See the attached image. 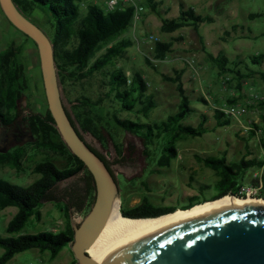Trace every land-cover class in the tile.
<instances>
[{
    "label": "rangeland",
    "instance_id": "374dc122",
    "mask_svg": "<svg viewBox=\"0 0 264 264\" xmlns=\"http://www.w3.org/2000/svg\"><path fill=\"white\" fill-rule=\"evenodd\" d=\"M106 0H89L85 7L76 5L83 16L88 5L102 6ZM160 16L150 11L144 3V12L139 21L115 38L100 44L89 64L120 41L130 44L121 54L111 59L102 69L83 79L65 80L60 84L61 95L67 111L73 118V108L81 111L97 127L101 142L89 133H82L84 140L96 149L109 163L119 191L120 209L132 208L143 200L155 207H172L184 210L188 204L211 201L221 186H217V175L199 158H224L226 164L238 163L264 157V149L258 140L261 132L254 125L262 124L264 106V81L256 72H264V0H154ZM183 7L192 8L195 14L212 17V22L197 27L186 26L174 32L161 31L162 19L176 18ZM252 16V17H251ZM256 16V17H253ZM29 20L47 36L54 30L45 10L36 9ZM0 10V50L5 39H14L13 46L22 45L26 62L29 86L18 102V119L21 121L29 112L44 114L47 103L39 67L38 53L29 39L14 38L16 29L9 26ZM24 41V42H23ZM157 43L170 44V51L163 60L155 58ZM76 44L72 37L66 44L71 50ZM4 51V50H3ZM33 51V55L32 52ZM259 64L252 63V57ZM212 58H225L227 63L218 64ZM147 60L150 62L148 63ZM121 70L125 74L126 86L137 74L144 83L142 102L150 100L151 108L144 113L142 105L136 104L132 111L121 108L110 90V75ZM252 75L245 78L248 74ZM254 73V74H253ZM180 74L185 94L190 100L192 112L181 124L196 127L203 122L206 133L200 137L181 135L171 138L166 135L156 139L153 127L166 122L167 117L177 113L179 96L176 84L167 80ZM243 76L244 78H241ZM88 98L93 111L80 106L81 98ZM234 109L233 114H226ZM219 111L230 119V124L216 126L214 113ZM113 116L119 120H130L137 124L150 125L152 136L147 140L117 129ZM74 120V118H73ZM77 125V124H76ZM20 138L10 140L0 150V155L11 157L18 151V166L0 165V180L18 186H27L39 175L33 167L45 160L58 168L67 166L66 159L50 150L36 146L25 127H20ZM2 132V131H0ZM7 132V131H6ZM173 153L169 154V149ZM260 169H246L237 183L249 185ZM77 174L58 184L59 189L70 188L80 183ZM264 198V194H261ZM201 204V203H200ZM198 205V204H195ZM58 203H43L39 219L31 218L18 233L36 234L67 229L71 219L78 224L83 213L64 214ZM16 208L0 210V237H6L5 227ZM71 226V224H70ZM3 249L0 248V255ZM76 261L67 246L55 257L37 250L15 254L6 264H69Z\"/></svg>",
    "mask_w": 264,
    "mask_h": 264
},
{
    "label": "trees",
    "instance_id": "16d2710c",
    "mask_svg": "<svg viewBox=\"0 0 264 264\" xmlns=\"http://www.w3.org/2000/svg\"><path fill=\"white\" fill-rule=\"evenodd\" d=\"M18 10L29 19V15L36 9L45 10L54 30L48 36L52 47L55 66L57 69L60 84L65 80H80L90 76L94 72L102 69L111 59L121 54L123 48L128 46V41L119 43L108 48L104 54L99 56L92 64L89 60L99 48L100 44L107 42L126 31L131 25L132 8L116 10L111 13H105L100 6L90 4L83 16L78 11L77 0H12ZM145 5L150 11L160 16L156 9L157 3L154 0H144ZM252 17V16H251ZM256 17V16H253ZM212 17L195 14L192 8L186 10L181 7L180 13L173 19L161 20V31L165 33L174 32L186 26L197 27L200 24L212 22ZM25 36V35H24ZM74 37L75 46L69 50L66 49L68 41ZM25 38H28L25 36ZM35 45V44H34ZM170 51V44L157 43L155 58L163 60L165 55ZM23 46H13L10 44L4 51H0V124L8 125L18 117V102L22 93L29 86V78L22 62ZM212 61L220 67L227 60L223 57L212 58ZM253 64H259L257 56L252 57ZM148 63H150L147 60ZM222 63V64H221ZM254 74V73H253ZM259 79L264 81V72H256ZM252 75L248 74L247 77ZM241 78H244L241 76ZM167 80L176 84L180 102L176 114L167 117L166 122L153 127L156 132L154 137L160 139L169 135L171 138H177L181 135L190 137H200L207 130L200 122L196 127L181 124L182 121L192 112L190 100L185 94L180 81V74ZM127 79L121 70H117L110 75L109 86L115 99L121 108L132 111L138 103L142 105L144 113L152 106L148 100L146 103L140 101L144 97L145 86L139 75L135 74L126 86ZM80 106L93 111L95 104L91 103L88 98H81ZM260 105L264 106V98L260 100ZM66 108V107H65ZM74 107L73 118L66 109L68 118L74 126L79 137L84 140L82 133H89L95 139L101 142L97 135V127L91 120L84 116L81 111ZM216 126L223 127L230 124V119L223 116L219 111L214 113ZM262 124L254 125L255 132L260 131L261 136L258 140L261 149H264V116L261 117ZM113 122L117 129L130 133L140 139L147 140L146 137L152 136L150 125L137 124L130 120H119L113 116ZM21 124L27 129L33 138L36 146L44 147L53 153L63 156L67 161V166L58 168L49 160L41 161L33 167V173L39 177L30 185L25 187L10 184L0 180V210L9 207L16 208L15 214L9 220L5 227L6 237H0V248L3 249L0 255V264H6L15 254L27 251L37 250L40 253L47 252L51 257H55L62 249L66 248L73 240V231L69 225L67 229L57 233L38 232L36 234L18 233L24 228L31 218L39 219L40 208L43 203L54 202L62 206L64 214L70 212L83 213L84 216L89 212L95 197V187L93 178L87 169L75 156H73L62 142L48 111L44 114L29 112L22 120ZM77 124V125H76ZM89 149L104 163L110 174L113 173L110 163L94 148L87 145ZM173 149H169V154ZM204 165L211 168L217 175V186H221L218 195L213 200L223 197L226 194L237 195L239 184L237 178L248 168H261L264 161L252 158L249 160H240L238 163L226 164L225 159L220 158H199ZM18 166V151L11 157L0 155V165ZM81 174V186L73 185L70 188L59 189L58 184ZM195 204L188 206L189 209ZM175 208H158L147 201L143 200L140 204L128 208L120 209V214L126 218H150L158 215L171 213ZM69 264H75L71 262Z\"/></svg>",
    "mask_w": 264,
    "mask_h": 264
},
{
    "label": "water",
    "instance_id": "95a60500",
    "mask_svg": "<svg viewBox=\"0 0 264 264\" xmlns=\"http://www.w3.org/2000/svg\"><path fill=\"white\" fill-rule=\"evenodd\" d=\"M0 10L12 27L35 44L55 128L93 178L95 197L89 212L78 224L70 221L73 240L68 247L76 264H264V203L259 201L223 203L161 217L176 209L150 217L161 218L119 224L95 240L119 199L117 183L67 116L48 36L12 0H0ZM228 195L234 196H224ZM207 202L211 201L203 203Z\"/></svg>",
    "mask_w": 264,
    "mask_h": 264
},
{
    "label": "built area",
    "instance_id": "2783aa9c",
    "mask_svg": "<svg viewBox=\"0 0 264 264\" xmlns=\"http://www.w3.org/2000/svg\"><path fill=\"white\" fill-rule=\"evenodd\" d=\"M89 0H78L81 7H85ZM144 0H106L101 9L105 13H111L114 11L124 10L125 8H132V20L131 23L135 24L139 21L144 12ZM226 114H233L234 109H227L224 111ZM261 194H264V179H262V172L254 175V179L247 186H239L237 195H234L238 198H250V199H260L264 200L261 197Z\"/></svg>",
    "mask_w": 264,
    "mask_h": 264
},
{
    "label": "bare ground",
    "instance_id": "6f19581e",
    "mask_svg": "<svg viewBox=\"0 0 264 264\" xmlns=\"http://www.w3.org/2000/svg\"><path fill=\"white\" fill-rule=\"evenodd\" d=\"M260 199H250V198H238L235 196H224L223 198L216 200V201H211V202H207V203H203L200 205H196L194 207H192L191 209L188 210H176L175 212L169 214V215H164L161 217H165V216H170V215H174V214H178V213H182L185 211H189V210H193V209H197V208H201V207H205V206H211V205H217V204H223V203H243V202H247V201H257ZM264 201V200H261ZM161 217H157V218H161ZM157 218H150V219H128L123 217L120 214V202L118 200H116L112 206V210L110 212V215L103 227V229L100 231V233L98 234V236L96 237L95 240L99 239L100 237H102L106 232H108L111 228H113L114 226H117L119 224L122 223H128V222H134V221H142V220H152V219H157ZM94 240V241H95ZM86 254L90 255V246L87 248L86 250Z\"/></svg>",
    "mask_w": 264,
    "mask_h": 264
},
{
    "label": "flooded vegetation",
    "instance_id": "af4514ba",
    "mask_svg": "<svg viewBox=\"0 0 264 264\" xmlns=\"http://www.w3.org/2000/svg\"><path fill=\"white\" fill-rule=\"evenodd\" d=\"M18 109V108H17ZM17 113V112H16ZM20 127H24L22 124H21V121L17 118H15L13 120V122H11L10 124L8 125H2L0 124V150L2 148H4L6 146V143L10 140H14V141H17L19 138H20ZM7 131V132H6ZM85 141V140H84ZM86 142V141H85ZM87 145H89L87 142H86ZM96 150V149H95ZM97 151V150H96ZM112 171V170H111ZM113 173V172H112ZM114 176V175H113ZM114 180L116 181L115 177H114ZM218 193H216L215 196H217ZM214 196V197H215ZM211 200H213V198ZM206 200L200 202V203H203L205 202ZM259 202H262L264 203V201H261V200H257ZM247 202H251V201H247ZM194 204V203H193ZM152 205V204H151ZM192 204H188L187 207L183 208V209H186L188 208V206H190ZM264 206V205H262ZM159 208V207H158ZM165 208H172V207H165ZM177 209V208H175Z\"/></svg>",
    "mask_w": 264,
    "mask_h": 264
},
{
    "label": "crops",
    "instance_id": "0c3cea01",
    "mask_svg": "<svg viewBox=\"0 0 264 264\" xmlns=\"http://www.w3.org/2000/svg\"><path fill=\"white\" fill-rule=\"evenodd\" d=\"M6 19V18H5ZM7 23H9V22H7ZM9 26H10V24H9ZM12 27V26H11ZM13 29H15V28H13ZM12 33H14V38H16V40L18 39H25L24 41H26V38H25V36L21 33V32H19L18 30L16 31V32H12ZM1 37V36H0ZM3 39V41H4V48L3 49H1L0 51H2V50H4L7 46H9L10 44H12V42H14V39L12 38V39H5L4 40V38H2ZM23 41V42H24ZM34 48H36V46H34ZM36 51H37V49H36ZM32 53V55H33V51L31 52ZM23 56H24V50H23V53H22V59H23ZM39 60V59H38ZM23 64H24V67H25V69H26V73H27V68H26V62L24 61L23 62ZM258 160H262V161H264V157H261V158H259V157H256ZM252 159V158H251ZM260 169V172H262V179H264V166H262L261 168H259ZM212 201V200H211ZM177 210H179V209H177Z\"/></svg>",
    "mask_w": 264,
    "mask_h": 264
}]
</instances>
